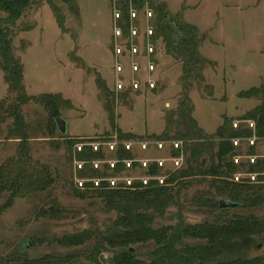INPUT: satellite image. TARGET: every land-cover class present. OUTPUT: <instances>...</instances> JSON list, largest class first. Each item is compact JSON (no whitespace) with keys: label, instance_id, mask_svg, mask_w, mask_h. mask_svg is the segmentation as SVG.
<instances>
[{"label":"rangeland","instance_id":"obj_1","mask_svg":"<svg viewBox=\"0 0 264 264\" xmlns=\"http://www.w3.org/2000/svg\"><path fill=\"white\" fill-rule=\"evenodd\" d=\"M117 1L54 0L57 13L47 1H36L12 23L5 22L9 14L0 11V28L10 35L13 52L24 64L26 92L56 93L71 101L70 105L58 106L59 116L69 126L65 136L44 104L32 100L20 108L28 135L25 151L30 157L24 170L36 179L46 167L51 178L46 189L14 198L11 190L0 191V264H22L14 258L19 254L30 260L74 253L89 262V251L102 234H108L117 224L123 211L107 203L94 187L86 190L85 181H93L97 187L106 180L113 189L117 185L130 186L134 181L146 184L151 178L146 173L150 164L158 162L162 184L187 166V158L199 144L197 140L179 141L181 155L175 157L174 140H167L160 147L159 141L153 139L165 131L169 111L178 108L183 91L182 62L167 53L163 40L150 39L153 26L148 7L132 10L131 24L135 27L131 36L125 37L118 24L122 14ZM156 1L165 2L172 14L181 15L196 27V35L202 36L198 39L199 52L211 61L203 71V86L195 85L190 91L197 123L211 135L224 123L225 116L234 127H255L254 121L239 118L260 103L257 97L241 94L264 85V0ZM58 18L64 19V29ZM1 59L0 55V104L6 108L14 104L17 94L9 92ZM97 73L114 94L110 99L116 114L115 126L105 109L106 95L98 86ZM5 108L0 109V164L14 162L13 167L18 168L16 160L22 144L18 132L12 133L14 115ZM118 128L135 137L126 141L131 144L132 159L121 160L119 169H115L120 161ZM82 138L92 139L87 144L93 145L94 150L101 148L103 154L98 160H77L85 144L69 141ZM234 144L238 164L234 180L258 181V174L253 176L247 170L258 158L264 160V138L252 135ZM206 158L211 160V154L200 157L201 161ZM261 175L264 178V172ZM180 182L173 183L174 201L164 210L143 211L152 215L154 227L178 222L197 225L218 218L219 212L211 203L218 205L221 198H227L221 179L200 175ZM235 212H254L264 218V203L239 206L231 210ZM85 230L94 234L85 245L65 246L55 241ZM186 241L199 242L192 238ZM102 246L105 260L121 250L111 249L107 241ZM130 248L147 263L154 241L135 243ZM249 255L264 256V234L257 238Z\"/></svg>","mask_w":264,"mask_h":264},{"label":"trees","instance_id":"obj_2","mask_svg":"<svg viewBox=\"0 0 264 264\" xmlns=\"http://www.w3.org/2000/svg\"><path fill=\"white\" fill-rule=\"evenodd\" d=\"M36 1L44 0H0V11L9 14L5 22L12 23L18 20ZM45 1L57 13L58 9L55 7L54 0ZM117 5L122 14L118 19V24L122 28L124 36L128 38L135 27L131 24L132 10L141 11L148 7L152 12L151 23L153 26L150 28L152 30L150 39L153 42L163 40L166 43L167 53L182 62L183 91L180 95L178 108L169 111L166 116L165 131L160 136L154 135L153 139L159 141L158 144L174 140V146L175 142L189 140H197L199 144H196L197 147L192 149L190 157L187 158V166L182 170L175 171V175L167 177L162 184L159 179L162 167L158 162L150 164L146 173L151 178L146 184L142 181H134L130 186L117 185L119 187L113 189L109 188L110 183L106 180H101L97 187L93 181H85L86 190L94 187L95 192L101 193L107 203L113 204L123 211L117 224H113L114 226L108 234H102L101 240L89 251L86 257L89 262H83L74 253L45 255L30 260L19 254L14 257L15 260L22 264H264V256L250 257L249 255L257 238L264 234V218L254 212L231 213L232 209H221L213 202L211 206L219 212L218 218L213 221L205 220L202 224L197 225L178 222L175 225L159 228L153 226L152 215L143 212L151 208L157 211L164 210L168 203L174 201L172 187L174 182L180 184V181L188 177L200 175L221 179L225 183L226 199L236 201L240 206L256 207L264 203V185L262 183L264 178L261 175L264 172L263 159L255 160L247 170L253 176L257 173L258 181H250V178L242 179L239 182L234 180V175L238 171V164L235 163L237 147L234 143L238 142L240 138H249L252 135L264 138V85L252 87L241 94L246 98L257 97L260 100L259 105L239 118L242 121H254L255 127H234L232 120L225 116L224 123L218 127L216 132L212 135L208 134L197 123L193 115L195 106L190 97L191 88L195 85L202 87L205 83L203 71L208 64H211V61L199 52L196 27L184 21L181 15L172 14L165 2L119 0ZM58 23L61 28H65L64 19L58 18ZM9 36L6 30L0 28V55L4 78L8 83L9 92L16 93L17 96L13 105L5 108L2 103L0 109L5 108V111L14 115L15 127L12 128V133L18 132V138L22 145L20 157L16 160L18 168L13 167L14 162L0 164V191L11 190V197L14 198L17 194L23 195L35 189H46L51 178L47 176L46 167L40 170L39 178L36 179L31 178V173L24 170V165L28 164L27 159L30 157L25 151L28 135L24 131L25 122L22 111H20L21 106L32 100L44 104L50 110L56 124V117L60 114L59 103L70 105L71 101L63 98L61 94L47 92L33 95L26 92L24 64L14 54ZM97 75L98 86L106 95L105 109L109 113L111 125L115 126L116 114L110 99L111 96L114 97V94L110 92L102 76L98 73ZM173 130H175V135L171 136ZM118 131L120 143L117 148V158L120 161L117 162L115 169H119L121 160L132 159L131 147H127V142L135 137L133 133H122L119 128ZM87 142H93V140L82 138L69 141L71 144H85L78 153L77 160L86 163L94 162L98 160L99 156H102V150L101 148L94 150L93 145L87 144ZM204 153L211 154V160L206 158L201 161L200 157ZM174 155L175 157L181 155L180 146L175 148ZM11 201L12 198L7 204H10ZM92 238H94L92 231L85 230L81 233L56 238L55 241L65 246H79L85 245ZM187 238L196 239L199 242L188 244ZM104 241L108 242L111 249L121 248L119 253H115L108 260H105L103 255L101 256ZM151 241H154V249L149 255L150 262L146 263L137 257L136 252L131 250L130 246L135 243Z\"/></svg>","mask_w":264,"mask_h":264},{"label":"water","instance_id":"obj_3","mask_svg":"<svg viewBox=\"0 0 264 264\" xmlns=\"http://www.w3.org/2000/svg\"><path fill=\"white\" fill-rule=\"evenodd\" d=\"M201 38H202V36H198V39H201ZM56 124H57V127L59 128L61 134L63 136H65V134H67V132L69 130V126H67L68 125L67 120L64 119L62 116H58V117H56ZM218 206L221 209H235V208L239 207L240 204L236 201L233 202L230 199L221 198L218 202ZM28 245H30V243Z\"/></svg>","mask_w":264,"mask_h":264},{"label":"built area","instance_id":"obj_4","mask_svg":"<svg viewBox=\"0 0 264 264\" xmlns=\"http://www.w3.org/2000/svg\"><path fill=\"white\" fill-rule=\"evenodd\" d=\"M150 32H152V30H151ZM181 144H182V142H175V147L178 148ZM146 146H147V145H145V147H146ZM159 146H160V147H163L164 144H163V143H160ZM127 147L130 148V147H131V144L128 143V144H127ZM176 162L179 164V163H180L179 159H177Z\"/></svg>","mask_w":264,"mask_h":264}]
</instances>
